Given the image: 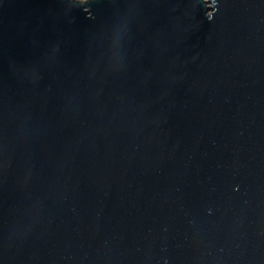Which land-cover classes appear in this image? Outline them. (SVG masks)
Returning a JSON list of instances; mask_svg holds the SVG:
<instances>
[{
	"label": "water",
	"instance_id": "1",
	"mask_svg": "<svg viewBox=\"0 0 264 264\" xmlns=\"http://www.w3.org/2000/svg\"><path fill=\"white\" fill-rule=\"evenodd\" d=\"M0 264H264V0H0Z\"/></svg>",
	"mask_w": 264,
	"mask_h": 264
}]
</instances>
